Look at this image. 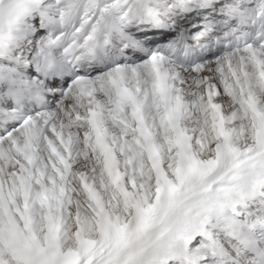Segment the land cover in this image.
Listing matches in <instances>:
<instances>
[{"label": "snow or ice", "instance_id": "snow-or-ice-1", "mask_svg": "<svg viewBox=\"0 0 264 264\" xmlns=\"http://www.w3.org/2000/svg\"><path fill=\"white\" fill-rule=\"evenodd\" d=\"M0 264H264V0H0Z\"/></svg>", "mask_w": 264, "mask_h": 264}]
</instances>
